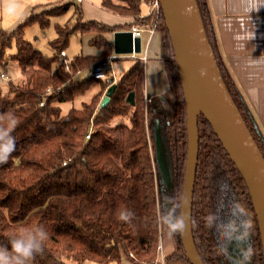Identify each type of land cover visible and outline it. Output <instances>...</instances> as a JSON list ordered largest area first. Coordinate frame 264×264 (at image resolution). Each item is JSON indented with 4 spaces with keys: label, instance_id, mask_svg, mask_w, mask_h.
Masks as SVG:
<instances>
[{
    "label": "trees",
    "instance_id": "obj_1",
    "mask_svg": "<svg viewBox=\"0 0 264 264\" xmlns=\"http://www.w3.org/2000/svg\"><path fill=\"white\" fill-rule=\"evenodd\" d=\"M150 2L100 0V7L131 18L128 27L146 26L152 14L142 15L141 8ZM58 3L38 5L12 29L0 28V72L16 63L22 77L19 84L8 82V90L0 94V155L14 143L7 161L0 163V252L15 255L13 242L42 228L47 233L42 251L34 253L28 264H121L122 260L155 264L161 230L173 244L164 264H190L177 224L165 221L160 207L165 194L178 220L187 154L184 97L161 12L156 21L157 60L173 102L168 124L163 114L158 115L172 184L171 191L164 187L163 192L156 186L152 161L156 115L145 106L142 62L131 58L133 64L114 80L94 79L93 68L112 55L103 35L123 29L84 18L74 1ZM196 4L222 80L249 125L247 106L221 56L207 0ZM70 8L75 18L71 27L51 25V16ZM32 25L42 31L53 27L56 37L49 42L50 55L24 38ZM75 33H96L89 44L100 53L66 61L64 51ZM11 48L14 51L7 53ZM83 73L86 77L76 79ZM94 82H99V92L81 108L70 107L61 115L59 105L84 95ZM112 84L109 101L100 108ZM130 94L132 102L127 99ZM116 117H127L128 122L111 126ZM249 130L252 134L253 128ZM198 134L191 232L199 257L203 264H263L245 182L203 116L198 118ZM236 240L243 249L240 257L235 255Z\"/></svg>",
    "mask_w": 264,
    "mask_h": 264
},
{
    "label": "water",
    "instance_id": "obj_2",
    "mask_svg": "<svg viewBox=\"0 0 264 264\" xmlns=\"http://www.w3.org/2000/svg\"><path fill=\"white\" fill-rule=\"evenodd\" d=\"M158 1L164 25L170 38L182 87L187 134L186 164L178 220L176 219L177 214L171 212V199L167 198L165 201L163 197L160 207L164 212L165 221L177 224L185 256L189 263L203 264L194 245L191 232L192 198L199 149L198 118L203 116L210 124L248 189L260 233L264 264V155L247 128L222 80L208 43L196 0ZM154 17L155 15H152L153 19ZM149 43L145 47V62L147 53L150 50ZM112 47L113 53L116 55L137 54L141 50L140 39H133L130 31L113 32ZM158 50L159 39L157 52ZM161 72L165 78L162 65ZM165 83L169 91L166 78ZM113 90L114 84L110 85L105 91L99 105L100 108L108 103ZM237 91L239 92L238 89ZM152 92L150 99L145 93V106L146 109L149 106L156 115L153 129L154 150L152 157L158 174L156 186L162 192L164 187L171 191L172 184L168 158L158 118L159 114H163L168 124L169 117L165 110L169 109L164 94L153 96ZM239 94L242 98L240 92ZM132 98L133 96L130 94L127 99L132 102ZM251 113L254 118L256 135L264 147V125L257 119L255 120L253 110Z\"/></svg>",
    "mask_w": 264,
    "mask_h": 264
},
{
    "label": "crops",
    "instance_id": "obj_3",
    "mask_svg": "<svg viewBox=\"0 0 264 264\" xmlns=\"http://www.w3.org/2000/svg\"><path fill=\"white\" fill-rule=\"evenodd\" d=\"M67 0H24L18 7L17 17L4 30H10L24 18H26L33 9L43 4H62ZM76 2V0H71ZM209 14L212 20V26L217 38L218 47L221 56L227 66L232 80L242 95V98L249 110H253L255 120L264 125V0H207ZM79 6H85L82 10L84 18H93L109 25H121L130 23L128 17H118L105 11L100 7V0L95 5V12L88 16L91 4L81 0L76 2ZM75 4V5H76ZM89 6V8H86ZM145 12L142 15L149 14V7L145 6ZM73 9V8H72ZM59 24V23H53ZM51 23V25H53ZM61 25V24H59ZM65 25V24H64ZM112 34L103 35L112 47ZM96 33L73 34L72 37H79L78 46L80 54L78 55H98L99 50L89 44V40L96 36ZM56 37V34H55ZM146 41L145 35H143ZM152 39L149 43V46ZM113 48V47H112ZM150 49V47H149ZM150 51V50H149ZM112 54L113 50H112ZM75 56V55H73ZM73 56L65 57L70 60ZM149 53L145 62V71L152 79L160 80V71L158 65L149 62ZM129 66V65H128ZM128 67L125 68V70ZM81 75V74H79ZM77 75L76 79H82V75ZM86 77V74L83 73ZM114 79L117 76H110ZM94 84V83H93ZM92 86V85H91ZM94 93L89 96H79L72 102L62 103L59 105L61 115L66 114L70 107L81 108L82 103L90 101L91 97L100 90V85L96 86ZM153 96L161 93L157 89L153 90ZM104 96V95H103ZM66 104L67 108L62 106ZM65 110V111H62ZM166 254L171 251L170 245L165 243ZM121 264H131L122 260Z\"/></svg>",
    "mask_w": 264,
    "mask_h": 264
},
{
    "label": "rangeland",
    "instance_id": "obj_4",
    "mask_svg": "<svg viewBox=\"0 0 264 264\" xmlns=\"http://www.w3.org/2000/svg\"><path fill=\"white\" fill-rule=\"evenodd\" d=\"M24 0H0V28L4 30L3 27H7L13 22V19L17 17V11L18 7L20 4H22ZM91 4V9L89 13H84L87 14L88 16H91L95 12L96 4L98 3V0H84ZM76 6H79V4H76ZM150 6V5H149ZM82 10L85 9V6H80ZM86 8H89V6H86ZM145 6H142L141 11L144 13L145 12ZM129 18V17H128ZM130 23H133V20H129ZM50 22L53 23H59L61 25H68L71 27L74 22L75 18L73 16V9L70 8L67 10L65 13H62L60 15L56 16H51L50 17ZM123 23L121 25H118L122 29H126L129 25V23ZM139 26V25H135ZM56 32L54 31L53 27H49L46 30L42 31L37 25H32L25 29L24 32V38L28 40L32 45L39 49L43 54L45 55H50L51 54V49L49 47V42L55 38ZM78 39L75 37H70L69 38V43L67 48L64 51V54L66 57H70L73 55H78L80 54L79 46H78ZM144 41V38H142ZM158 33L156 32L155 28V34L152 37V42L150 44V51H149V62L155 63L158 65V70L160 71V80H154L151 78V81H149L150 76H148V72H144V67H143V75H144V95L146 93L147 97H151V92L155 89H157L158 92L163 93L165 96L166 100V105L169 110H165L167 112L168 117L170 118L172 113H173V102L171 100L169 91L167 89L166 83H165V78L163 77V74L161 72V62L157 60L158 52H157V43H158ZM145 42H143L142 49L140 50L139 53L135 54L136 59H140L141 55H144L145 52ZM14 51V48H11L7 51V53H12ZM116 59L109 61L108 66L112 70V76H117L119 77L124 71L125 68L128 67V65L133 64L134 59H131L130 57H125V55H116L114 54ZM130 56V55H128ZM68 61V60H66ZM9 75V82L12 84H19L22 80L21 74H20V69L17 66L16 63H9L7 66V69L5 71ZM82 77L84 78L83 74H81ZM79 75V76H81ZM78 80L79 77L77 78ZM99 82H94L92 86L88 89V91L84 94L85 96H89L92 93H94L95 89L97 88ZM9 84H2L0 85V94H4L8 90ZM99 92V91H98ZM145 98V97H144ZM145 100V99H144ZM63 108H67V105L64 104L62 106ZM65 111V110H62ZM127 117H116L110 121V125L114 126L117 123H127ZM165 200V199H164ZM166 201V200H165ZM166 235V234H165ZM164 235V236H165ZM165 243L166 245H170L169 247L173 248L172 240L169 235L165 236ZM166 248V246H165ZM172 250V249H171ZM164 253L166 254V251L164 250ZM83 264H92L89 261L83 262Z\"/></svg>",
    "mask_w": 264,
    "mask_h": 264
},
{
    "label": "built area",
    "instance_id": "obj_5",
    "mask_svg": "<svg viewBox=\"0 0 264 264\" xmlns=\"http://www.w3.org/2000/svg\"><path fill=\"white\" fill-rule=\"evenodd\" d=\"M76 2H81V0H76ZM149 13L152 15H155L154 19L146 26H135L131 25L130 27H127L126 29L120 30V31H130L132 34V38H139L140 39V46L142 49L143 42H145V47L148 45L150 39L155 33V28H156V21L157 17L160 13V8H159V1L158 0H151L149 4ZM123 24V23H122ZM126 25V24H125ZM143 35L146 37V41H143ZM125 57H130V58H135V53H132L130 56L125 55ZM116 59L114 54L110 55L105 61H102L100 64L95 66L93 70L91 71L90 75L94 79H105V78H110L112 76V70L108 66L109 61H112ZM142 62V65L144 67L145 63V56L141 55L140 59ZM9 82V75L4 72H0V85L2 84H8ZM47 92H50V89L46 90ZM88 137V135L86 136ZM160 236L157 244V259L155 264H164V257H165V236L162 234L161 230H159Z\"/></svg>",
    "mask_w": 264,
    "mask_h": 264
},
{
    "label": "clouds",
    "instance_id": "obj_6",
    "mask_svg": "<svg viewBox=\"0 0 264 264\" xmlns=\"http://www.w3.org/2000/svg\"><path fill=\"white\" fill-rule=\"evenodd\" d=\"M14 149V143L11 148L5 150L0 155V163L7 161L8 154ZM47 238V233L42 229H37L35 233L29 234L26 239H17L13 242V251L15 255H6L0 252V264H28L33 259L34 253L42 251V243Z\"/></svg>",
    "mask_w": 264,
    "mask_h": 264
},
{
    "label": "flooded vegetation",
    "instance_id": "obj_7",
    "mask_svg": "<svg viewBox=\"0 0 264 264\" xmlns=\"http://www.w3.org/2000/svg\"><path fill=\"white\" fill-rule=\"evenodd\" d=\"M246 109V113H247V116H248V119H249V125H247L246 124V122H245V124H246V126H247V128L248 129H250V127H252L253 128V137H254V139H255V141H256V143H257V145L261 148V152L263 153V155H264V147H263V144H262V142L260 141V139H259V137L256 135V128L254 127V118H253V115H252V113H251V111L249 110V109H247V108H245ZM242 118H243V120L245 121V118H246V114H245V117L244 116H242ZM250 131V130H249ZM251 133V132H250ZM164 195V199L165 200H167V198H169V197H167L165 194H163ZM173 214L175 213L174 211H171ZM237 237H236V239H240L239 238V236L238 235H236ZM232 242V241H231ZM234 242V249H235V251H236V253H235V255H237V256H242V252H243V249L238 245V240H236V241H233ZM240 244L242 245V243L240 242ZM236 259H238V257H236ZM237 264H240L239 262L237 263Z\"/></svg>",
    "mask_w": 264,
    "mask_h": 264
}]
</instances>
